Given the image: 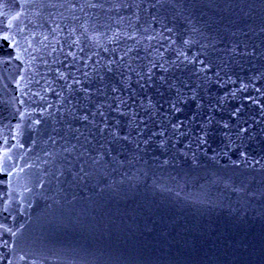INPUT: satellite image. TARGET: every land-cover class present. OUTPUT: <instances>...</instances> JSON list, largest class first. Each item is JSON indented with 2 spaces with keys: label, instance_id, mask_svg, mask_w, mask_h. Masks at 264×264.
<instances>
[{
  "label": "water",
  "instance_id": "water-1",
  "mask_svg": "<svg viewBox=\"0 0 264 264\" xmlns=\"http://www.w3.org/2000/svg\"><path fill=\"white\" fill-rule=\"evenodd\" d=\"M0 264H264V0H0Z\"/></svg>",
  "mask_w": 264,
  "mask_h": 264
}]
</instances>
